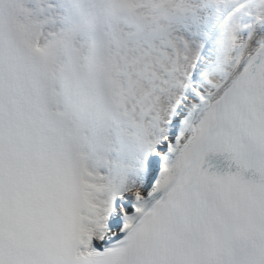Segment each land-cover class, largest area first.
<instances>
[{
  "label": "snow or ice",
  "instance_id": "1",
  "mask_svg": "<svg viewBox=\"0 0 264 264\" xmlns=\"http://www.w3.org/2000/svg\"><path fill=\"white\" fill-rule=\"evenodd\" d=\"M124 3L86 51L73 39L44 66L52 34L0 0V264H264V0L247 38L224 18L216 53L181 30L195 12L182 0ZM66 72L89 114L136 129L134 155L110 161L70 134L84 114L61 112Z\"/></svg>",
  "mask_w": 264,
  "mask_h": 264
},
{
  "label": "clouds",
  "instance_id": "2",
  "mask_svg": "<svg viewBox=\"0 0 264 264\" xmlns=\"http://www.w3.org/2000/svg\"><path fill=\"white\" fill-rule=\"evenodd\" d=\"M77 7V15L75 19L69 21L63 27H58L52 30L44 29L45 32L51 33L52 36L47 41H41V57L43 58L44 66L47 65L48 58L54 48L73 39H78L82 33L92 32L101 24H106L109 21L115 24L117 19L123 18L125 14L124 0H74ZM151 13L155 14L158 11L161 0H148ZM186 6L196 8L198 0H182ZM250 3V0H236L235 7L228 13L227 16H233L240 9L245 8ZM255 5V4H254ZM260 11L264 12V9ZM31 24L35 30L42 29L45 21L31 14L29 17ZM131 20V18H129ZM97 42L100 36L96 34ZM71 64L72 61H67ZM59 94V105L64 117L71 116L74 112L84 114L83 120H78L76 125L72 127L70 134L83 133L91 139V149H94L99 155L107 160L119 162L134 155L138 149L139 136L136 129L128 126L119 129L120 139L127 148V153L119 160H113L109 150L112 146V140L107 135L106 130L109 127L121 122L119 117L113 112H102L97 109L91 114L87 112V108L93 103V96L85 89L78 86L75 76L70 72H66L59 81L57 88ZM95 122L94 129L89 125Z\"/></svg>",
  "mask_w": 264,
  "mask_h": 264
},
{
  "label": "bare ground",
  "instance_id": "3",
  "mask_svg": "<svg viewBox=\"0 0 264 264\" xmlns=\"http://www.w3.org/2000/svg\"><path fill=\"white\" fill-rule=\"evenodd\" d=\"M48 2H52V0H46ZM36 13V12H34ZM61 10L59 8L56 7V5H54V9L53 11L51 12L50 16H45V15H41V14H35L38 18H41L43 19L46 23H47V29L49 30H52L54 29L55 27H57L58 24H60V21H58V16L60 15L61 16ZM204 13V8L200 7L198 9V11L195 13V16H194V21H195V24H198L199 23V19L200 17L203 15ZM181 28V27H180ZM188 29H189V32L190 34H192V37L189 38V36H187L189 39L193 40L196 44L198 42V40L200 39V35L198 34H195L196 33H199V30H200V26L198 25H195V27H193L192 24H189L188 26ZM182 30V28H181ZM183 31V30H182ZM45 32V31H44ZM255 33L258 35V36H264V28H259L257 27L256 30H255ZM241 38H244V35H240ZM78 40H80L81 42H84V45L86 46V36L85 34H81L80 37H78ZM85 48V47H84ZM115 126L117 129H120L122 127H120L119 125H113ZM113 138V137H112ZM112 148H110L109 152L111 151ZM87 150V149H86ZM127 153V150H125V154ZM124 154V155H125Z\"/></svg>",
  "mask_w": 264,
  "mask_h": 264
},
{
  "label": "rangeland",
  "instance_id": "4",
  "mask_svg": "<svg viewBox=\"0 0 264 264\" xmlns=\"http://www.w3.org/2000/svg\"><path fill=\"white\" fill-rule=\"evenodd\" d=\"M198 7H200V2L198 3V6L195 8V12L194 13H188V14L185 15V17L183 18V21H182V23L180 25V27L182 28L184 34L189 36V38L192 37V34L188 33L189 32V29H188L189 24H192L193 27H195V25L198 26V24H199V26H200V30L199 31L200 32L198 34L202 33V22H203V18H204L203 15L200 17V20H199L198 24H195V21H194V16H195V13L198 10L197 9ZM195 34H197V33L195 32Z\"/></svg>",
  "mask_w": 264,
  "mask_h": 264
}]
</instances>
